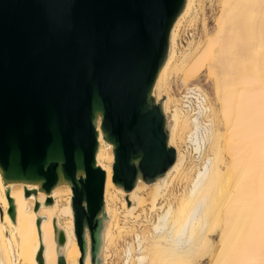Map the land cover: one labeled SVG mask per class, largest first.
<instances>
[{
	"label": "bare ground",
	"instance_id": "bare-ground-1",
	"mask_svg": "<svg viewBox=\"0 0 264 264\" xmlns=\"http://www.w3.org/2000/svg\"><path fill=\"white\" fill-rule=\"evenodd\" d=\"M199 4L183 0L150 89L171 165L151 180L137 175L129 190L113 183L97 114L104 184L94 257L86 225L79 251L68 181L45 192L0 172V264H264V0H219L214 30L197 45L188 39V54L179 33ZM204 73L214 102L191 83ZM174 74L192 88L188 105L171 92Z\"/></svg>",
	"mask_w": 264,
	"mask_h": 264
},
{
	"label": "water",
	"instance_id": "water-1",
	"mask_svg": "<svg viewBox=\"0 0 264 264\" xmlns=\"http://www.w3.org/2000/svg\"><path fill=\"white\" fill-rule=\"evenodd\" d=\"M182 4L0 0L1 176L37 181L45 192L68 181L81 254L84 225L92 258L100 225L97 114L112 144L111 181L124 190L137 175L151 180L174 160L150 89Z\"/></svg>",
	"mask_w": 264,
	"mask_h": 264
},
{
	"label": "rangeland",
	"instance_id": "rangeland-1",
	"mask_svg": "<svg viewBox=\"0 0 264 264\" xmlns=\"http://www.w3.org/2000/svg\"><path fill=\"white\" fill-rule=\"evenodd\" d=\"M218 5H219V0H209L208 7H210V9L207 10L206 9L207 7L204 5V0H200L198 16H197L195 23L192 24V26L196 28L197 36L196 38L191 37L193 39L189 38V40L191 39L190 41L187 40L189 41L188 43L192 42L191 43L192 46L194 44L197 45L198 41L203 39L204 34L206 32H212L214 30V26H215L214 18L216 17L218 9H219ZM182 45H183L182 50L186 48L184 51L185 53L189 54L192 49H189L187 42L185 44L182 43ZM180 77H181L180 74H174L171 80V84H170L171 92L173 96L175 97L176 103L178 101L176 98L180 96V93L183 88L182 86H185L181 83ZM191 83L200 86L207 93V95H209L210 100L214 102V97L212 94V85H211L210 80L205 75V73L202 74L198 80L191 81ZM179 85H181V87ZM127 239H129V237ZM119 242L121 243V240Z\"/></svg>",
	"mask_w": 264,
	"mask_h": 264
},
{
	"label": "built area",
	"instance_id": "built-area-1",
	"mask_svg": "<svg viewBox=\"0 0 264 264\" xmlns=\"http://www.w3.org/2000/svg\"><path fill=\"white\" fill-rule=\"evenodd\" d=\"M204 5L207 7L206 9L209 10L210 7H208L209 5V0H204ZM197 36V32H196V28L194 26H188V27H185L183 29H181L180 33H179V38H178V42L180 44H185V42L191 38V37H194L196 38ZM189 87L191 88L192 86L189 84ZM192 90V88H191ZM191 90H186V89H183L182 88V91H181V95H184V94H187V98L185 99L184 101V104L185 105H188L189 102H190V97H189V94H192L193 91ZM185 98V97H184ZM191 103V102H190Z\"/></svg>",
	"mask_w": 264,
	"mask_h": 264
}]
</instances>
